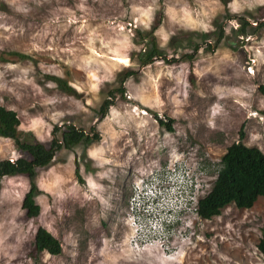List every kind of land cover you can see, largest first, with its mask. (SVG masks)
<instances>
[{
	"label": "rangeland",
	"instance_id": "obj_1",
	"mask_svg": "<svg viewBox=\"0 0 264 264\" xmlns=\"http://www.w3.org/2000/svg\"><path fill=\"white\" fill-rule=\"evenodd\" d=\"M259 22L264 0H0V107L21 139L48 145L65 126L99 136L36 170L35 218L27 179L0 180V264H264V196L210 220L195 211L227 147L264 154ZM151 37L163 59L140 66ZM22 156L0 137V160ZM39 227L60 255L35 251Z\"/></svg>",
	"mask_w": 264,
	"mask_h": 264
},
{
	"label": "trees",
	"instance_id": "obj_2",
	"mask_svg": "<svg viewBox=\"0 0 264 264\" xmlns=\"http://www.w3.org/2000/svg\"><path fill=\"white\" fill-rule=\"evenodd\" d=\"M248 25L247 21L241 19L239 31L244 32V27ZM257 25L259 28H264V22H259ZM222 34L220 30L216 43L220 42ZM202 39H206V37L204 36ZM205 46L213 50L209 44L206 43ZM198 47L195 45L193 51L196 52ZM159 58L163 59L162 52L157 47L154 38L151 37L146 47L139 52L140 66L149 65L153 60ZM165 61L170 63L167 59ZM134 74V71L126 70L123 80ZM49 79L61 85L59 79L55 77ZM120 92L122 93V89ZM258 92L264 97V84L258 87ZM109 93L110 98L106 99L99 108L100 118L106 116L113 103L114 93ZM155 120L159 126L172 132L171 119L165 120L155 116ZM19 124V118L13 110L0 107V137L11 139L17 149L25 155V157L22 156L15 160H0V180L15 176H23L27 179L28 190L23 197L22 208L28 218H35L40 211V207L35 201V197L39 193L35 182L36 170L48 166L62 148L69 150L81 142L89 145L98 142L99 136L94 133L85 134L72 126H65L61 140H59L56 137L59 129L54 127L51 131L52 138L49 144L44 145L37 140L21 139L18 130ZM261 196H264V154L257 148L247 147L239 142L233 143L221 156L212 187L204 197L198 200L195 211L200 219L210 220L220 215L221 210L231 204L239 209H249ZM256 248L260 254L264 255V225L260 229V238ZM34 249L38 253L45 252L51 256H58L62 251L60 242L41 227L36 230L34 235Z\"/></svg>",
	"mask_w": 264,
	"mask_h": 264
},
{
	"label": "bare ground",
	"instance_id": "obj_3",
	"mask_svg": "<svg viewBox=\"0 0 264 264\" xmlns=\"http://www.w3.org/2000/svg\"><path fill=\"white\" fill-rule=\"evenodd\" d=\"M122 61H123L122 59H119V62H121V63H122Z\"/></svg>",
	"mask_w": 264,
	"mask_h": 264
}]
</instances>
